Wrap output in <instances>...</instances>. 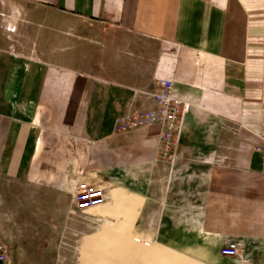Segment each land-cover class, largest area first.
<instances>
[{"label":"crops","instance_id":"0c3cea01","mask_svg":"<svg viewBox=\"0 0 264 264\" xmlns=\"http://www.w3.org/2000/svg\"><path fill=\"white\" fill-rule=\"evenodd\" d=\"M14 1L37 8L25 43L47 51L15 53L0 33V177L53 200L84 176L111 189L92 219L49 212L74 262L105 264L139 241L143 253L112 264H243L220 253L240 242L264 264V0ZM45 9L85 32L42 22ZM160 78L191 104L174 163L158 156L159 125L115 131L119 115L154 106ZM45 104L68 117H39ZM152 244L166 255L146 258Z\"/></svg>","mask_w":264,"mask_h":264},{"label":"rangeland","instance_id":"374dc122","mask_svg":"<svg viewBox=\"0 0 264 264\" xmlns=\"http://www.w3.org/2000/svg\"><path fill=\"white\" fill-rule=\"evenodd\" d=\"M36 11V7L25 2L0 0V33H4L5 38L10 42L12 41L14 46H18L19 49L12 50L15 53L31 51L38 60H46L44 59L47 51L45 43L33 42L32 45H26L25 43L34 33L33 17ZM40 19L42 22L52 19L59 23V31H66L72 35L85 32L78 24L74 23L71 27V23L68 20L66 21L62 14L48 9L42 10ZM16 20L21 26L18 25L15 32V26L11 23H15ZM103 33L105 32L103 31ZM15 38L17 41H15ZM15 108L20 112L21 109L26 110L27 113L30 107L19 105ZM37 111L39 117H68L63 114V107H58L55 110L45 104L40 108L37 107ZM55 111L57 112L55 113ZM53 198L54 195L41 188L14 184L0 177V245H5L8 251L7 261H2L1 264H76L73 251L65 250L62 247L64 234L53 227V219L49 218V212L51 213L54 208L57 210L76 209L73 197L57 196L55 200ZM103 208L91 209L83 213L88 219H92ZM135 238L138 237L133 236V239ZM93 241L94 238H87L85 254ZM138 242H132V246L128 249L117 248L104 251L105 264H112L122 256L126 258L128 255L137 256L139 253H143L142 246L147 245H143L144 242ZM152 247H154L153 244L151 248L149 247L150 251L146 258H159L167 253L164 250ZM172 260L173 264H185L179 255L174 256ZM162 263L164 264L165 261H162ZM83 264L94 263L88 260L84 261ZM137 264L145 263L139 262ZM188 264L199 263L189 260Z\"/></svg>","mask_w":264,"mask_h":264},{"label":"built area","instance_id":"2783aa9c","mask_svg":"<svg viewBox=\"0 0 264 264\" xmlns=\"http://www.w3.org/2000/svg\"><path fill=\"white\" fill-rule=\"evenodd\" d=\"M174 86L175 82L171 79H158L157 89L153 94V107L129 111L116 117L115 121V131L118 133L159 125L161 133L158 156L168 163H174L178 158V146L184 118L191 109V104L188 101L175 96ZM73 197L77 209L86 212L89 209L109 204L112 200V191L109 187L99 185L84 176L77 182ZM98 219L100 220V218ZM7 252L6 246L1 244V261H7ZM220 253L223 257L241 259L243 264L250 262L245 258L243 244L240 242H232L223 246Z\"/></svg>","mask_w":264,"mask_h":264},{"label":"bare ground","instance_id":"6f19581e","mask_svg":"<svg viewBox=\"0 0 264 264\" xmlns=\"http://www.w3.org/2000/svg\"><path fill=\"white\" fill-rule=\"evenodd\" d=\"M112 200H113V197H112ZM112 200H111V201H112ZM107 205H108V204H107ZM107 205H106V206H107ZM103 207H105V206H103ZM103 207H98V208H103ZM92 209H96V208H92ZM89 210H91V209H89Z\"/></svg>","mask_w":264,"mask_h":264}]
</instances>
